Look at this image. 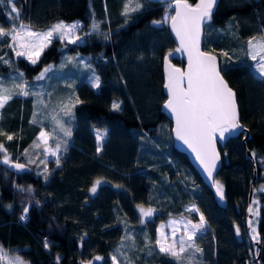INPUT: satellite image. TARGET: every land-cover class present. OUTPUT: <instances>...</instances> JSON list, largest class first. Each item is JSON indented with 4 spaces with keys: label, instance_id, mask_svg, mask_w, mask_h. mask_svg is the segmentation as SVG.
<instances>
[{
    "label": "trees",
    "instance_id": "16d2710c",
    "mask_svg": "<svg viewBox=\"0 0 264 264\" xmlns=\"http://www.w3.org/2000/svg\"><path fill=\"white\" fill-rule=\"evenodd\" d=\"M123 1L12 0L19 10L16 20L15 13L9 16V0H0V27L6 30L21 21L44 31L59 21L75 20L86 29L94 16L104 35L75 44L55 38L36 64L17 57L7 36L0 38V57L11 61L0 62L3 76L19 70L33 82L46 66L58 64L64 52L107 59L94 65L99 88L86 79L85 70L74 91L65 86L67 96L75 94L70 102L73 116L63 119L72 135L59 132L51 138L52 144H61L58 167L42 159L43 144L33 147L46 127L42 120L33 122L32 95H13L1 109L0 144L10 162L29 171L12 173L0 159V245L8 256L28 264H111L123 227L129 224L148 229L154 246L151 255L139 246L133 253L136 264H181L156 248L157 228L172 217L198 221L199 213L188 210L195 205L209 228L196 239L202 253L190 260V250L187 264H264V78L246 50L250 38L264 35V0H219L204 31L203 49L219 57L221 71L236 93L240 122L249 132L245 142L243 132L219 144L222 168L216 180L223 185L226 206L219 205L214 190L175 149L172 123L162 113L167 98L164 59L185 65L168 26L153 23L163 21L171 3L141 0L143 6L125 16ZM187 1L195 5L199 0ZM114 102L119 110L112 108ZM97 130L107 131L100 152ZM8 135L13 138L8 140ZM97 180L101 183L93 193ZM251 190V236L255 228L261 251L248 230ZM253 200L260 206L257 218ZM137 207L154 209L153 218L143 224ZM97 256L102 259L95 260ZM0 264H5L1 255Z\"/></svg>",
    "mask_w": 264,
    "mask_h": 264
},
{
    "label": "snow or ice",
    "instance_id": "6c2138e0",
    "mask_svg": "<svg viewBox=\"0 0 264 264\" xmlns=\"http://www.w3.org/2000/svg\"><path fill=\"white\" fill-rule=\"evenodd\" d=\"M11 4V11L9 16L15 13V19L20 20L19 10L15 7V3L9 0ZM216 0H199V3L195 7L187 3V0H176L175 2V15L166 16L163 21H154V24H160L165 21L171 22V28L179 38L181 49L188 51V71L183 72L178 68H170L168 72V82L165 87L169 92V99L165 104V108L171 110L175 115L176 137L183 141L192 151L196 154V159L203 166L208 177H212L216 169L217 162L220 159V155L215 147L216 134L219 133L220 139H224L225 132H234L241 128L239 123L238 107L235 100V93L228 87L227 82L220 75V71L217 67V58L209 53L200 51L199 38L202 25L211 19L212 9ZM131 0L125 5L124 15L127 16L130 10ZM141 5L137 3L136 10ZM81 25L77 23H65L59 21L47 30L36 31L31 25L24 24L22 21L19 24H13L8 30L0 27V38L7 36L10 39L8 45L17 57H26L32 64H36L46 48L52 43L53 39L58 38L59 41H66L68 44H75L81 40V37L77 35V31ZM93 31L99 28V25L93 23ZM249 56L255 61V68L259 75L264 78V35L259 38L253 37L247 41ZM67 44H65V47ZM226 56L227 53H224ZM69 59H74L70 57ZM0 62L11 64V61L5 60L0 57ZM52 70V66H46L41 73L36 77V80L45 79L47 73ZM13 81L19 79L20 83H14L13 88L17 91L13 92L8 87L4 86V81L0 79V109L12 99L13 95L29 96L40 94L30 90L28 82L23 80V73H17L16 76L10 77ZM186 83V86H185ZM93 87H100L99 77H95L92 81ZM39 104H43V99H38ZM77 103H82L79 98H76ZM72 104H63L60 107V112H63L66 116H73L71 111ZM114 110H119L120 104L114 102L112 104ZM56 126L59 131L63 133L65 137H71L72 130L67 127L62 119L58 116H53ZM33 122H36L34 116ZM0 134H4L0 132ZM98 148L97 152H100L103 147V140L107 136V131L97 130L96 132ZM13 137L7 136L8 140ZM50 135L44 131L40 132L37 141L34 143V148H39L41 144L45 146V152L56 157V164L60 163V147L61 144L58 141L54 149L49 150ZM66 143V142H65ZM0 152L4 153V164L10 163V157L7 154V150L3 144H0ZM27 155V152L25 153ZM45 162L46 161H42ZM16 169H24L23 164H14ZM47 171V169H45ZM213 184L216 187L217 195L223 199L224 189L223 185L218 180H213ZM101 181L97 180L91 191L95 193L96 188ZM23 190V189H22ZM264 190V189H262ZM27 191H32L28 188ZM255 203V201L253 202ZM189 211L199 213V222L193 223L188 220L185 221L181 218V221L172 220L169 222L172 227L171 235H166L164 232L165 225H160L159 238L156 239L155 245L158 247L159 252L166 256L171 257L174 261L181 262L185 259V254L189 253L190 260H194L197 253H202V249L197 245V234L200 233L206 226V220L203 213H200L199 208L192 205ZM24 213H27V208L23 209ZM250 213L253 209H248ZM140 212L144 217H151L154 209L145 210L140 207ZM26 215L21 216V220H25ZM183 223L184 231L180 232V229L176 225ZM249 226L252 221L250 220ZM237 235H239V227L236 228ZM252 239L257 240L256 229L252 228ZM131 240L132 237H127ZM123 243V242H122ZM47 247V242H45ZM120 252V249H117ZM123 255V253H120ZM0 255H6L2 245H0ZM95 260H101L102 257H95ZM113 264H120L117 260V256L111 257ZM9 264H26L20 257H14L9 261ZM92 264V262H88Z\"/></svg>",
    "mask_w": 264,
    "mask_h": 264
},
{
    "label": "rangeland",
    "instance_id": "374dc122",
    "mask_svg": "<svg viewBox=\"0 0 264 264\" xmlns=\"http://www.w3.org/2000/svg\"><path fill=\"white\" fill-rule=\"evenodd\" d=\"M123 2L124 3H123V7H122V13H124L125 5H126V3L129 2V0H124ZM137 3L139 5H141V7L143 6V3L141 0H131L130 10H129L128 14H131L134 11L139 10L141 8V7H139L136 10H131V9L136 8ZM172 9L173 8H171L170 10H168L164 14L163 20L166 16H172L173 15ZM77 22L81 25L80 29L77 31V35L79 37H81V40L78 41L77 43L85 42L88 39V37H90V36H97V37H101V38L104 37V35L100 34L101 33L100 23L97 21V19L94 16H90L89 24L86 26V29L83 28V23L80 20H75L73 22H66V23L71 24V23H77ZM93 23H96L99 25V28L96 31H93V28H92ZM163 23L166 26H168L169 21H165ZM36 31H38V30H36ZM256 38H258V37H256ZM246 50H247V55L250 58V56L248 54V52H249L248 44L246 45ZM70 57H72L74 59H69ZM106 61H107L106 58L100 59V57H96L93 55H84L83 56L80 54H69L67 52H64L61 61L58 64L51 65L52 70L49 73H47L45 79H43V80H36L35 79L33 82L27 81L30 90L35 92V93L40 94L39 97L37 95H32V97L34 98V102H35L34 103L35 104L34 113H35L36 121L42 120L44 122V125L46 128L43 129L42 131L49 133V135H50L49 143L47 146L49 148V150L55 148V145L51 143V138L53 136L54 137L57 136L60 132L58 127L55 124V121L52 119L53 116H58L59 119L63 120L66 117V115H64L63 112H60V107L63 104H71L72 102H74V98H75L74 92H72L70 96H67L65 94V91H67V88L70 90V92L72 90L74 91L76 85L80 81L83 80V71L84 70H85L84 73H85L86 79L93 80L95 77H98L95 73L94 65H95V63H101V62H106ZM251 61L253 62V65L255 66L256 62L253 61L252 59H251ZM256 72H257V74H259L257 70H256ZM17 73H23V72L19 71V70L13 71L9 75L7 74L8 76H3L2 74H0V79H2L4 81V86L8 87L13 92L17 91L15 88H13V84L14 83H20L21 81L19 79H17L16 81H13L12 79H10V77L16 76ZM23 80L26 81V79L24 78V75H23ZM61 87H64L65 90L63 89V91H62ZM59 88H61V91H59ZM60 95H62L63 97ZM38 99H43L44 103L39 104L37 102ZM0 112H1V109H0ZM47 124L51 125V128L46 126ZM103 131L104 130H102V132ZM96 132L97 131H95V134H96ZM61 134H63V133L61 132ZM96 138H97V136H96ZM1 155L2 156L0 157V159H3L4 153L1 152ZM59 157H61L60 152H59ZM42 159H44L46 161H54V162L56 161V157L52 156L50 154V151L48 153L45 152V146L44 145H43V158ZM55 164H56V162H55ZM59 165H60V163H59ZM59 165L56 164L57 167ZM45 167H47V166L46 165L42 166V168H44V169H45ZM37 172L39 173V171H37ZM262 189H264V186L260 187V191H262ZM254 201H255V203H253V204H255L254 217L257 218L260 214V206L257 205V204H259L257 200H253V202ZM143 208L145 210L149 209L147 207H143ZM137 211L141 217L143 224L146 221L152 219L154 214H155V212H153V215L151 217H144V216H142V214L140 212V207H137ZM191 212H194V211H191ZM181 218H184L185 221L190 220L193 223L199 222V220L194 221V220H191V219L184 217V216L180 217V218H175V217L169 218L168 220L160 223V225L161 224L165 225L164 232L166 235L170 236L171 232H172L173 226H170L169 222L172 220L181 221ZM160 225L157 228V238H159ZM176 227H178L180 229V232H178L177 235L181 234L184 231L183 223L176 225ZM123 232H124V234H123V238H122L120 244L118 245V247L116 249H114L113 254L111 255V257L113 255H116L117 260L120 262V264H136V262H135L136 259H135V256L133 255V253H135V251L139 248V246H141V248H145L146 253L148 255L152 254L154 246L151 244L152 236H151V233L148 231V229H146V228L145 229L134 228L129 224H125L123 227ZM199 235L200 234L198 233L197 238ZM137 236H140L139 240L137 239ZM127 237H132V239L129 240V239H127ZM156 248L158 249L157 246H156ZM117 249H120V252H117ZM120 253H123V255H121ZM1 256H2V259L5 262V264H9V261L14 258V256H8V254L1 255ZM187 262H188V259L185 257V259L183 261H181L180 263L181 264H187ZM26 264H28V263L26 262ZM111 264H113L112 260H111Z\"/></svg>",
    "mask_w": 264,
    "mask_h": 264
},
{
    "label": "water",
    "instance_id": "95a60500",
    "mask_svg": "<svg viewBox=\"0 0 264 264\" xmlns=\"http://www.w3.org/2000/svg\"><path fill=\"white\" fill-rule=\"evenodd\" d=\"M149 1H152V2H170L171 3V7L173 8V15H175V12H176V9H175V2L176 0H149ZM218 2L219 0H216V3L215 5L213 6V9H212V14H211V19L210 20H207L203 25H202V28H201V33H200V38H199V48H200V51L201 52H204V53H209L211 55H214L216 56L217 58V67L220 71V75L223 77V79L227 82V85L229 88L232 89V91L235 93L234 89L230 86V84L228 83V81L226 80V78L224 77L222 71H221V68H220V61H219V57L213 53V52H210V51H206L203 49V43H204V31H205V28L207 26V24H209L211 21H212V18H213V12L216 10L217 8V5H218ZM188 4H190L188 1H187ZM199 3V1H198ZM192 5L193 7L196 6L193 5V4H190ZM168 29L170 31V34L172 36V38L174 39L175 43L177 44V46L179 47V49H181V44H180V41H179V38L176 36L175 32L172 30L171 28V22L169 21L168 23ZM180 54H181V57L183 59V61L185 62V65L184 66H180V65H177L173 62V60L170 58V57H165L164 59V73H165V83H164V91H165V94L167 96L166 98V102L167 100L169 99V92H168V89L165 87V85L167 84L168 82V72L170 70V68L172 69H175V68H178L180 69L181 71L183 72H187L188 71V51L185 49V50H180ZM185 86H186V83H185ZM235 100H236V104H237V107H238V103H237V98H236V93H235ZM166 102L163 104L162 106V113L166 116V118L172 123V131H171V134H172V138H173V142H174V147L175 149L180 152V153H183L184 155L187 156L190 164L192 165V167L194 168V170L199 174V176L201 177V179L204 181V183H206L210 188H212L214 190V192L216 193V187L215 185L213 184V180H216V177H217V174L218 172L221 170L222 168V157L220 155V151H219V144H222L226 139L227 137H235V136H238L240 133H243L245 132L246 133V138L244 139V142L245 140L249 137V132L247 129H245V127L241 124L240 122V115H239V123L241 125V128L234 131V132H225L224 133V139H220L219 137V133L216 134V139H215V147H216V150L217 152L219 153L220 155V159L219 161L217 162V166H216V169L213 173V176L212 177H208L206 171L204 170L203 166L199 163V161L196 159V154L192 151L191 148L188 147V145H186L183 141L179 140L177 137H176V134H175V128H176V120H175V115L171 112V110L165 108V104ZM238 113H239V108H238ZM227 134V135H226ZM251 158H252V155L250 154L249 155ZM2 164L12 173H15V174H22L24 172H27L29 171V168L28 167H24V169H16L13 167L14 164H17V163H13V162H10L9 164H4L2 162ZM217 194V193H216ZM252 195H253V190H251V193H250V196H249V208L251 207L252 208ZM218 196V195H217ZM218 203L219 205L221 206H226V202L224 199H221L219 196H218ZM248 208V209H249ZM248 215H249V219H248V222L251 220L253 222V212L250 213L248 211ZM252 226V224H251ZM251 226H249V223H248V230H249V234H250V237L251 236ZM258 239L259 238V235H257ZM253 243L257 244L259 246V250L261 251V245H260V242L257 241L255 242V240H253Z\"/></svg>",
    "mask_w": 264,
    "mask_h": 264
},
{
    "label": "crops",
    "instance_id": "0c3cea01",
    "mask_svg": "<svg viewBox=\"0 0 264 264\" xmlns=\"http://www.w3.org/2000/svg\"><path fill=\"white\" fill-rule=\"evenodd\" d=\"M255 70H256V68H255ZM173 218V217H172ZM178 218H180V217H178ZM168 220V219H167ZM209 228V225H208V223H206V226H205V228L201 231V232H204L205 230H207Z\"/></svg>",
    "mask_w": 264,
    "mask_h": 264
}]
</instances>
